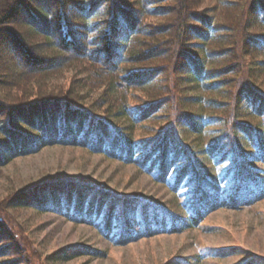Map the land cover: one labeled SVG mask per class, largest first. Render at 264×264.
<instances>
[{"label":"trees","instance_id":"16d2710c","mask_svg":"<svg viewBox=\"0 0 264 264\" xmlns=\"http://www.w3.org/2000/svg\"><path fill=\"white\" fill-rule=\"evenodd\" d=\"M257 117L264 119V0H0V172L15 157L65 144L136 163L157 181L172 178L177 193L190 174L187 183L197 175L209 187L191 188L182 204L188 220L71 179L10 190L0 197V264H34L5 221L16 206L103 222L125 243L252 204L264 195L257 179L264 169L252 164H264ZM152 118H173L182 135L153 127ZM196 152L220 169L229 163L218 172L221 184L195 174ZM83 253L77 246L69 254Z\"/></svg>","mask_w":264,"mask_h":264},{"label":"rangeland","instance_id":"374dc122","mask_svg":"<svg viewBox=\"0 0 264 264\" xmlns=\"http://www.w3.org/2000/svg\"><path fill=\"white\" fill-rule=\"evenodd\" d=\"M257 118L256 122L264 120ZM147 123L159 130L170 126L180 132L178 136L182 135V128L174 126L173 118L164 121L152 118ZM219 126L216 124L210 129ZM137 133L141 137L147 136L144 130ZM186 136L190 144L195 145L196 134L189 132ZM190 158L195 174L222 183L218 172H224L229 163L220 169L213 159L200 152L193 153ZM252 164L264 169L260 161ZM178 168L172 170L170 176ZM190 176H186L179 187V191H183L181 194L176 192L172 178L167 182L157 181L145 167L136 163H127L87 147L54 144L39 152L13 158L0 172V197L40 180L71 179L118 197L137 195L154 201L163 209L174 210L181 220H188L189 215L182 204L191 200V188L199 185L209 188L203 177L197 184V175L187 183ZM257 176L258 183L264 184V173ZM6 216V223L22 238L34 264H244L252 258L264 264V195L243 208L221 207L207 211L202 223L182 232L157 231L153 235L140 232L137 240L125 243L116 241L119 235L110 237L117 231L114 227L106 231L103 222L98 224L96 220L93 224L77 220L61 209L41 211L33 206H16L10 208ZM77 246H83L84 253L69 254ZM89 247L104 254L99 256ZM212 248H229L230 251L220 254L214 253Z\"/></svg>","mask_w":264,"mask_h":264}]
</instances>
